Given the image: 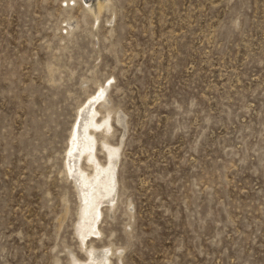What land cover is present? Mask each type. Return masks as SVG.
<instances>
[{
	"label": "rangeland",
	"instance_id": "374dc122",
	"mask_svg": "<svg viewBox=\"0 0 264 264\" xmlns=\"http://www.w3.org/2000/svg\"><path fill=\"white\" fill-rule=\"evenodd\" d=\"M78 1L0 0V264L86 257L64 151L106 80L119 206L91 243L112 264H264V0H110L100 20Z\"/></svg>",
	"mask_w": 264,
	"mask_h": 264
},
{
	"label": "bare ground",
	"instance_id": "6f19581e",
	"mask_svg": "<svg viewBox=\"0 0 264 264\" xmlns=\"http://www.w3.org/2000/svg\"><path fill=\"white\" fill-rule=\"evenodd\" d=\"M69 1L76 3L78 0ZM94 1L85 0V3H91V10L85 12L84 19L92 14L94 19L100 20L101 12L110 0ZM106 81L98 82L96 91L89 93L86 100L79 103L81 105L77 108L76 119L70 130V136H68L67 148L64 149V171L68 179L74 182L79 201L74 231L79 246L85 251L84 256L86 255L82 259L73 251L69 259L71 264H112V260L116 258L111 259V255L116 250L111 247L112 244L99 249L91 243V241L94 242L98 238L101 240L104 237H100L102 236L101 223L104 218V207H108L109 211H113L116 207L115 199L118 196L120 181V167L118 166L121 162V155H123L122 145L113 144L110 140L115 128L113 127L114 110L107 107L109 89L112 84ZM120 116L119 114L120 119H118L121 121L123 118Z\"/></svg>",
	"mask_w": 264,
	"mask_h": 264
}]
</instances>
